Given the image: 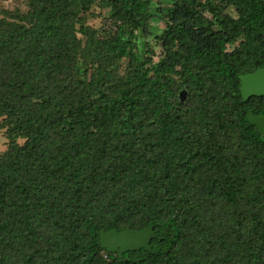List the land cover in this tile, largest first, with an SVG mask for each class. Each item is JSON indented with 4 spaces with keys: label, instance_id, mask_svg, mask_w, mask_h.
Masks as SVG:
<instances>
[{
    "label": "trees",
    "instance_id": "obj_1",
    "mask_svg": "<svg viewBox=\"0 0 264 264\" xmlns=\"http://www.w3.org/2000/svg\"><path fill=\"white\" fill-rule=\"evenodd\" d=\"M1 1L0 264H264V0Z\"/></svg>",
    "mask_w": 264,
    "mask_h": 264
},
{
    "label": "water",
    "instance_id": "obj_2",
    "mask_svg": "<svg viewBox=\"0 0 264 264\" xmlns=\"http://www.w3.org/2000/svg\"><path fill=\"white\" fill-rule=\"evenodd\" d=\"M239 81V90L244 101L251 96H264V66L253 72L239 75ZM185 94V90L179 92L181 100L184 99ZM246 119L250 124L256 126L259 133L264 135V115H256L247 111ZM154 235L152 225L132 230L101 229L99 232L101 246L109 252H117L120 256L126 251L149 250L151 248L150 241Z\"/></svg>",
    "mask_w": 264,
    "mask_h": 264
},
{
    "label": "rangeland",
    "instance_id": "obj_3",
    "mask_svg": "<svg viewBox=\"0 0 264 264\" xmlns=\"http://www.w3.org/2000/svg\"><path fill=\"white\" fill-rule=\"evenodd\" d=\"M1 2L4 6L9 8H15V7L24 8L25 6V0H2ZM103 11H105V9H101L99 7L95 8L93 12L96 15L89 14V16L87 17V23L95 27L101 25L102 18L101 15L98 16L97 13L99 12L103 13ZM5 144H6V138L3 134V129H0V150H3L5 148Z\"/></svg>",
    "mask_w": 264,
    "mask_h": 264
}]
</instances>
